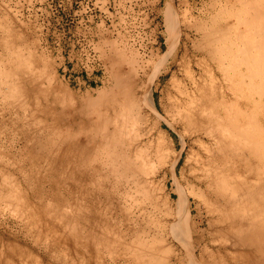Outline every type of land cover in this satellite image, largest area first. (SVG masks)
<instances>
[{
	"label": "rangeland",
	"instance_id": "1",
	"mask_svg": "<svg viewBox=\"0 0 264 264\" xmlns=\"http://www.w3.org/2000/svg\"><path fill=\"white\" fill-rule=\"evenodd\" d=\"M256 15L264 0H0V264H264V158L225 130L220 99L264 132V85L230 61L244 43L239 19Z\"/></svg>",
	"mask_w": 264,
	"mask_h": 264
},
{
	"label": "bare ground",
	"instance_id": "2",
	"mask_svg": "<svg viewBox=\"0 0 264 264\" xmlns=\"http://www.w3.org/2000/svg\"><path fill=\"white\" fill-rule=\"evenodd\" d=\"M249 2V1H248ZM254 2V1H253ZM263 2V1H262ZM246 3V2H245ZM261 3V2H260ZM241 4V3H240ZM247 4V3H246ZM262 4V3H261ZM250 5V4H249ZM247 6H248V4H247ZM225 10V9H224ZM242 10V9H241ZM247 10V9H246ZM255 11V10H254ZM242 12V11H241ZM246 13V12H245ZM258 14V13H257ZM240 16V15H239ZM247 16H248V13H247ZM263 16V15H262ZM256 17H257V19L258 20H254V21H252V20H248V19H246V18H244V17H241L239 20V22H240V26H243L245 29H241V27L239 26V32H238V34H239V36H241L242 34H243V36H244V43H243V46L242 47H239L238 48V50L235 52V57L233 56H230L231 58H230V61H231V63L234 65H237V66H239L240 64H242V65H245L249 70H248V76H246V77H248V79H250L251 81H249V84L250 85H252V86H254V87H256V80H260V82L262 83V85H264V18H263V21L261 20L262 18H259V17H261L260 15H256ZM238 22V21H237ZM168 23H169V26H171V17L169 16L168 17ZM239 25V24H238ZM209 26V25H208ZM229 27V26H228ZM251 27V30L249 29ZM172 28V27H171ZM198 28V27H197ZM170 30V29H169ZM170 32V31H169ZM200 32V31H199ZM197 33V32H196ZM227 33H229V32H227ZM214 34V33H213ZM210 35H211V33H210ZM225 35H226V33H225ZM219 35H213V39H216V37H218ZM227 36V35H226ZM243 36H241L242 38H243ZM173 37V36H172ZM229 37H230V35H229ZM169 38V37H168ZM237 38H238V35H237ZM220 39V38H219ZM236 40V39H235ZM230 42H231V40H230ZM243 42V41H242ZM241 42V43H242ZM203 44V43H202ZM210 44V43H209ZM216 44V43H215ZM173 45V44H172ZM216 46V45H215ZM232 47V46H231ZM227 48V47H226ZM183 49V48H182ZM186 50V49H185ZM194 50V49H193ZM235 50V49H234ZM211 51L212 52H210V53H217V55L219 54V55H221L222 57H224V58H227V56H229V55H231L232 53H231V50L229 49V47H228V49H224V48H221V47H216V48H214V49H211ZM233 52V51H232ZM190 54V53H189ZM197 54H198V52H197ZM161 56V55H160ZM197 56V55H196ZM166 57V56H165ZM223 58V59H224ZM220 59V58H219ZM181 60V59H180ZM205 60V59H204ZM215 59H213V61H214ZM216 60H217V58H216ZM182 61V60H181ZM218 61V60H217ZM222 61V60H221ZM227 61V60H226ZM155 62V61H154ZM163 62V61H162ZM183 62V61H182ZM185 62V61H184ZM215 62V61H214ZM177 63V62H176ZM180 63V62H179ZM186 63V62H185ZM198 63V62H197ZM228 63V62H227ZM139 64V63H138ZM162 64V63H161ZM203 64V63H202ZM207 64V63H206ZM134 65V64H133ZM132 65V66H133ZM144 65V64H143ZM154 65V64H153ZM181 65H182V63H181ZM187 65H188V62H187ZM198 65V64H197ZM199 65H200V63H199ZM225 66L224 67H222V66H219V70L221 69V71H222V73H223V70H225V69H227V67H229V68H231L230 66V64H224ZM235 65H234V67L233 68H235ZM241 65V66H242ZM138 66V65H137ZM150 66V65H149ZM191 66V65H190ZM162 67V66H161ZM184 67H185V65H184ZM208 67V66H207ZM143 68H144V66H143ZM206 68V67H205ZM133 70L135 69V67H133L132 68ZM137 69V68H136ZM204 69V68H203ZM215 69V68H214ZM140 70H141V68H140ZM184 70V69H183ZM207 70V69H206ZM216 70V69H215ZM203 71V70H202ZM207 71H209V70H207ZM231 71H233V70H231ZM243 71V70H242ZM241 71V72H242ZM135 72H137V71H135ZM148 72V71H147ZM174 72V71H173ZM184 72V71H183ZM189 72V71H188ZM195 72V71H194ZM193 72V73H194ZM204 72V71H203ZM225 72V71H224ZM232 74H234L233 72H231ZM243 73V72H242ZM34 74V73H33ZM32 74V75H33ZM40 74V73H39ZM39 74H38V76H39ZM174 74V73H173ZM180 74V73H179ZM190 74V73H189ZM209 74H211V80H213L214 78V76H215V74L216 73H214V71H213V69H211L210 70V73ZM208 74V75H209ZM228 74V73H227ZM238 73H236V75H237ZM241 74V73H240ZM138 75H139V73H138ZM188 75V74H187ZM193 75V74H192ZM199 76H200V74H198ZM225 74L223 73V76H224ZM18 76V75H17ZM133 76V75H132ZM191 76V75H190ZM227 76V75H226ZM229 76V75H228ZM228 76H227V78H228ZM232 76V75H231ZM240 76V75H239ZM33 77V76H32ZM115 77V76H114ZM113 77V78H114ZM121 77V76H120ZM119 77V78H120ZM134 77H135V75H134ZM194 77V76H193ZM209 77V76H208ZM39 78V77H38ZM52 78V77H51ZM210 78V77H209ZM232 78V77H231ZM115 79H116V77H115ZM189 79H190V77H189ZM225 79V78H224ZM223 79V80H224ZM237 79V78H236ZM204 80H206L205 78H204ZM204 80H202L203 82H204ZM215 81H217L216 80V78L214 79ZM232 80V79H231ZM239 80V79H238ZM116 81V80H115ZM120 81V80H119ZM192 81H193V79H192ZM196 81V80H195ZM200 81V80H199ZM201 81V82H202ZM214 81V82H215ZM241 81H243L242 79H241ZM245 81V80H244ZM118 82V81H117ZM206 82V81H205ZM40 83V82H39ZM116 83V82H115ZM185 83V82H184ZM223 83H224V81H223ZM236 83H238V82H236ZM239 83H240V81H239ZM239 83H238V85H239ZM245 83V82H244ZM118 84V83H117ZM180 84V83H179ZM193 84H195V82L194 83H192V85ZM211 84V83H210ZM213 84V83H212ZM229 84V83H228ZM242 84V83H241ZM8 85V84H7ZM42 85V84H41ZM152 85V84H151ZM181 85V84H180ZM180 85H179V87H180ZM197 85V84H196ZM195 85V86H196ZM234 85H235V83H234ZM245 85H247V84H245ZM257 85H259V84H257ZM35 86V85H34ZM43 86V85H42ZM183 86V85H182ZM211 86V85H210ZM210 86H207V87H210ZM213 86V85H212ZM215 86V85H214ZM233 86V85H232ZM260 86V85H259ZM3 87V86H2ZM121 87V86H120ZM147 87V86H146ZM153 87H154V85H153ZM153 87H152V89H153ZM222 87V86H221ZM220 87V88H221ZM258 87V86H257ZM262 87V86H261ZM16 88H18V87H16ZM122 88V87H121ZM139 88V87H138ZM214 88V87H213ZM215 88H216V86H215ZM228 88H230V86L228 87ZM8 89V88H7ZM38 89H39V87H38ZM145 89V88H144ZM157 89V88H156ZM210 89V88H209ZM226 89V88H225ZM242 89V88H241ZM240 89V90H241ZM244 89V88H243ZM143 90V89H142ZM154 90V89H153ZM153 90H151L150 92H149V94H148V100H149V102L153 105V106H156L155 105V100H154V92L155 91H153ZM178 90H181V89H178ZM211 90H213V89H211ZM231 90H233V89H231ZM238 91H239V87H238V89H237ZM259 89H257L256 91L257 92H259L258 91ZM262 90V89H261ZM144 91V90H143ZM181 91H183V90H181ZM186 91H188V90H186ZM214 91V90H213ZM229 92H230V89L228 90ZM249 91H251V89L249 90ZM263 91H264V89H263ZM39 92V91H38ZM183 92H185V90L183 91ZM182 92V93H183ZM189 92V91H188ZM192 92H193V90H192ZM217 92V91H216ZM220 92H221V90H220ZM18 93V92H17ZM21 94H22V92H20ZM61 93V92H60ZM145 93V92H144ZM178 93V92H177ZM180 94L181 96L184 94ZM206 93V92H205ZM211 94H212V96H214V94L212 93V92H210ZM226 93V92H225ZM231 93V92H230ZM243 93V92H242ZM261 93L262 94H264V92H262L261 91ZM260 92H259V95L261 94ZM24 94V93H23ZM68 94V93H67ZM138 95H139V93H137ZM193 94V93H192ZM195 94V93H194ZM239 94H241V93H239ZM244 94H246V93H244ZM14 95V94H13ZM27 95V94H26ZM34 95V94H33ZM144 95V94H143ZM221 95V94H220ZM223 95H224V93H223ZM21 96V95H20ZM45 96V95H44ZM61 96V95H60ZM71 96V95H70ZM124 96V95H123ZM133 96H135V95H133ZM132 96V97H133ZM140 97H141V95H139ZM186 98H188V95H184ZM183 96V97H184ZM216 96V95H215ZM227 95H224V96H222L220 99L222 100V99H224V100H222L223 102L221 103V105L223 106V107H221L222 108V110H221V113H223L224 115H225V119L228 121H226L227 122V124H228V127L226 126V128H225V130L227 129V130H229V128H230V131H234V132H236V133H238V135H240L241 136V138L243 137L244 139H245V141H246V143H248V147L250 148V149H256V152H258V157H260V159L261 158H264V132L262 133V128L258 125V121H257V119H254L255 117L253 116V115H246L247 117H245V118H243V117H240L241 119H243V122H244V125H241L240 123H238L237 121H238V119H237V121L235 120L236 118V115H234L233 117H231V112L230 111H232L231 110V108L233 107L234 108V105H233V103L236 101H234L233 102V100H231L232 102H230V100L229 101H227V97H226ZM234 96V95H233ZM244 96V95H243ZM246 96V95H245ZM35 97V96H34ZM33 97V98H34ZM41 97H42V100L44 101V99H43V95H41ZM125 97V96H124ZM128 97V96H127ZM126 97V98H127ZM138 97V96H137ZM191 96H189V98H190ZM194 97H195V95H194ZM229 97V96H228ZM263 96H261V98H262ZM38 98V97H37ZM126 98H124L125 99V102H126ZM193 98V97H192ZM191 98V99H192ZM196 98V97H195ZM212 98V97H211ZM233 98V97H232ZM231 98V99H232ZM124 99L122 100L123 102H124ZM138 99H139V97H138ZM137 99V100H138ZM142 99V98H141ZM144 99H147L146 97L144 98ZM175 99V98H174ZM184 99V98H183ZM194 99V98H193ZM192 99V100H193ZM209 99H210V97H209ZM209 99H208V101H209ZM213 99H214V97H213ZM213 99L211 100V101H213ZM219 99V100H220ZM229 99V98H228ZM247 99V98H246ZM34 100V99H33ZM136 100V101H137ZM177 100V99H176ZM187 100V99H186ZM189 100V99H188ZM220 100V101H221ZM24 101V100H23ZM42 101V102H43ZM127 101H129V99L127 100ZM136 101H133L132 100V102L134 103V104H136L137 105V103H136ZM139 101H140V99H139ZM145 101H147V100H145ZM179 100H177V102H178ZM241 101V100H240ZM65 102V101H64ZM125 102H124V104H125ZM131 101H130V107H132L133 106V103H132ZM138 102V101H137ZM175 102V101H174ZM189 102V101H188ZM195 102V101H194ZM197 102H199V101H197ZM24 102H22V104H23ZM97 103V102H96ZM147 103H148V101H147ZM179 103V102H178ZM182 103V102H181ZM191 102H189V104H190ZM206 103V102H205ZM214 104H215V101L213 102ZM218 103H220L219 101H218ZM243 103V102H242ZM51 104V103H50ZM59 104V103H58ZM62 104V103H61ZM74 104H76V103H74ZM123 104V105H124ZM132 104V105H131ZM138 104H139V106H142L141 104H140V102H138ZM202 104H203V102H202ZM236 104V103H235ZM251 104V103H250ZM14 105V104H13ZM20 105H21V103H20ZM41 104H39L38 106H40ZM150 105V104H149ZM151 105V106H152ZM191 105H192V103H191ZM201 105V104H200ZM200 105H199V107H200ZM217 105V104H216ZM23 106V105H22ZM120 106V105H119ZM138 106V105H137ZM136 106V107H137ZM152 106V107H153ZM178 106V105H177ZM176 106V107H177ZM179 106H180V104H179ZM178 106V107H179ZM192 106H194V104L192 105ZM108 107H109V105H108ZM123 107H125V106H123ZM126 107L128 108L129 106H127V104H126ZM129 107V108H130ZM135 107V106H134ZM189 107H191V106H189ZM197 107V106H196ZM195 107V108H196ZM36 109H37V107H35ZM41 108H42V106H41ZM126 108V109H127ZM139 108H141V107H139ZM154 108V107H153ZM182 108V107H181ZM244 108H246V107H244ZM25 109V108H24ZM23 109V110H24ZM73 109V108H72ZM120 109V108H119ZM125 108H123V110H124ZM132 109V108H131ZM134 109V108H133ZM150 109V108H149ZM170 109V108H169ZM171 109H173V108H171ZM185 109H186V107H185ZM192 109H194L193 107H192ZM191 109V110H192ZM199 109V108H198ZM215 109V108H214ZM214 109H213V112H214ZM235 109V108H234ZM249 109V108H248ZM23 110H21V111H23ZM25 110H27V109H25ZM130 110V109H129ZM128 110V111H129ZM135 110V109H134ZM137 110H139L138 109V107H137ZM136 110V111H137ZM157 110V109H156ZM176 110V109H175ZM179 110V109H178ZM197 110V109H196ZM201 110V109H200ZM236 110H237V108H236ZM29 111V110H28ZM48 111H49V109H48ZM128 111H127V113H128ZM133 111V110H132ZM172 111V110H171ZM180 111H181V109H180ZM180 111H178L179 113H181ZM184 111V110H183ZM202 111L204 112L205 110H203L202 109ZM201 111V112H202ZM206 111H209L208 109L206 110ZM218 110H216L215 111V114H216V112H217ZM239 110H237V112H238ZM241 111V110H240ZM140 112V111H139ZM167 112V111H166ZM165 112V113H166ZM202 112V114H204V113H206V112H204L203 113ZM230 112V113H229ZM26 113V112H25ZM38 113V112H37ZM50 113V112H49ZM114 113V112H113ZM126 113V114H127ZM130 113H131V111H130ZM130 113H128V115H130ZM135 111H134V115H135ZM159 113V112H158ZM175 113V112H174ZM199 113V112H198ZM210 113H211V110H210ZM208 114V112H207V114L210 116V115H215L214 113L212 114ZM218 113V112H217ZM24 114V113H23ZM124 114V113H123ZM132 114V113H131ZM137 114V113H136ZM169 114V113H168ZM171 114H172V112H171ZM182 114V113H181ZM201 114V115H202ZM207 114H205V115H207ZM236 114V113H235ZM238 114V113H237ZM29 115H30V113H29ZM51 115V114H50ZM138 115V114H137ZM136 115V116H137ZM145 115V114H144ZM143 115V116H144ZM149 115H151V114H149ZM173 115V114H172ZM183 115H185L184 113H183ZM208 115H207V117H208ZM217 115H219V114H216V116ZM38 116V115H37ZM47 116H49V115H47ZM147 116V115H146ZM145 116V117H146ZM181 116V115H180ZM216 116L214 117V118H216ZM245 116V115H244ZM41 117V116H40ZM106 117V116H105ZM134 117V116H133ZM132 117V118H133ZM162 117V116H161ZM175 117V116H174ZM189 117V116H188ZM194 117V116H193ZM205 117V116H204ZM206 117V118H207ZM213 117V116H212ZM218 117V116H217ZM221 117H223V116H221ZM23 118V117H22ZM34 118V117H33ZM107 118V117H106ZM105 118V119H106ZM114 118V117H113ZM135 118V117H134ZM138 118V117H137ZM182 118V117H181ZM203 118V117H202ZM140 119V118H139ZM143 119V118H142ZM146 119H147V117H146ZM155 119V118H154ZM168 119V118H167ZM175 119V118H174ZM183 119V118H182ZM220 119H222V118H220ZM41 120V119H40ZM54 120V119H53ZM57 120V119H56ZM134 120H137V119H134ZM172 120V119H171ZM178 120V119H177ZM179 120H181V119H179ZM187 120V119H186ZM185 120V121H186ZM196 120V119H195ZM202 120V119H201ZM201 120H200V122H201ZM80 121V120H79ZM78 121V122H79ZM141 121H143V120H141ZM144 121H146V120H144ZM143 121V122H144ZM184 121V122H185ZM203 121V120H202ZM210 121H212V120H210ZM216 121H218V120H216ZM220 121H222V122H224L223 121V119L222 120H220ZM28 122V121H27ZM34 122H36V121H34ZM42 122V121H41ZM47 122V121H46ZM82 122H84V121H82ZM93 122V121H92ZM106 122H107V120H106ZM119 122H121V121H119ZM124 122V121H123ZM122 122V123H123ZM147 122V121H146ZM174 122H175V120H174ZM183 122V123H184ZM196 122V121H195ZM245 122H246V124H245ZM259 122H260V120H259ZM6 123V122H5ZM56 123V122H55ZM58 123V122H57ZM112 123H113V121H112ZM111 123V124H112ZM135 123H136V121H135ZM138 123V122H137ZM136 123V124H137ZM142 123V122H141ZM156 123V122H155ZM176 123H178V122H176ZM191 123V122H190ZM217 123V122H216ZM35 124V123H34ZM41 124H43V123H41ZM124 124H127V123H124ZM132 124V123H131ZM139 124V123H138ZM196 124V123H195ZM194 124V125H195ZM203 124V123H202ZM212 124V123H211ZM222 124V123H221ZM262 124H263V122H262ZM35 125H37V124H35ZM87 125V124H86ZM112 125H115L114 123L112 124ZM118 124L116 123V126H117ZM129 125V124H128ZM146 125V124H145ZM151 125V124H150ZM176 125V124H175ZM193 125V124H192ZM194 125H193V129L191 130V129H189L191 132L195 129L194 128ZM204 125H206V124H204ZM210 125V124H209ZM245 125H246V127H245ZM27 126V125H26ZM66 126V125H65ZM106 126V125H105ZM242 126H244V128H242ZM31 127V126H30ZM44 127V126H43ZM125 127H126V125H125ZM124 127V128H125ZM143 127H144V125H143ZM149 128H150V126H148ZM156 127V126H155ZM162 127V126H161ZM179 127V126H178ZM188 127V126H187ZM196 127H197V124H196ZM198 127H201V126H198ZM203 127H205V126H203ZM210 127V126H209ZM208 127V128H209ZM248 127V128H247ZM37 128V127H36ZM68 128H69V126H68ZM79 128V127H78ZM94 127H92V129H93ZM117 128V127H116ZM123 128V129H124ZM151 128H152V126H151ZM189 128H191V127H189ZM206 128V127H205ZM208 128H206V129H208ZM211 128H213V126H211L210 127V129ZM219 128V127H218ZM247 128V129H246ZM39 129V128H38ZM42 129V128H41ZM55 129V128H54ZM71 129V128H70ZM114 129V128H113ZM118 129V128H117ZM134 129V128H133ZM140 129V128H139ZM139 129H138V131H139ZM148 129V128H147ZM202 129V128H201ZM204 129V128H203ZM210 129L209 130H207V132H206V134H207V136H208V134H209V136H212V131H210ZM214 129H216L215 128V125H214ZM40 130V129H39ZM105 130H106V128H105ZM128 130V129H127ZM130 130H132V129H130ZM129 130V131H130ZM157 130H159V129H157ZM212 130V129H211ZM247 130H248V133H247ZM54 131V130H53ZM142 131V130H141ZM144 131H146V130H144ZM149 131H151V130H149ZM152 131H153V129H152ZM179 131V130H178ZM183 131H184V129H183ZM189 131V132H190ZM202 131V130H201ZM209 131H210V133H209ZM215 130H213V132H214ZM216 131H219V130H216ZM221 131V130H220ZM30 132V131H29ZM50 132V131H49ZM61 132V131H60ZM112 132V131H111ZM128 132V131H127ZM135 132H137V131H135ZM198 132H200V131H198ZM197 132V133H198ZM203 132H205L204 130H203ZM202 132V133H203ZM233 132V133H234ZM247 134H246V133ZM31 133V132H30ZM34 133V132H33ZM43 133V132H42ZM54 133V132H53ZM63 133V132H62ZM79 133V132H78ZM119 132H117V134H118ZM133 133H134V131H133ZM146 133V132H145ZM148 133V132H147ZM146 133V134H147ZM182 133V132H181ZM195 133V132H194ZM224 133V132H223ZM225 133H228V131H226ZM15 134V133H14ZM131 132H130V136H131ZM137 134V133H136ZM135 134V135H136ZM144 134V133H143ZM146 134H144V136H146ZM149 134V133H148ZM157 134H159L158 132H157ZM184 134H186V133H184ZM184 134H182V135H184ZM191 134V133H190ZM204 134V133H203ZM66 135V134H65ZM123 135V134H122ZM129 135V134H128ZM141 135V134H140ZM162 135V134H161ZM189 135V134H188ZM193 135V134H192ZM201 135V134H200ZM215 135V134H214ZM224 136H225V134H223ZM228 135V134H227ZM41 136V135H40ZM39 136V137H40ZM100 136V135H99ZM125 136V135H124ZM130 136H128V138L130 139L131 137ZM136 136H138L139 137V133H138V135H136ZM153 136V135H152ZM197 136V135H196ZM206 136V135H205ZM223 136V137H224ZM55 137V136H54ZM126 137V136H125ZM124 137V138H125ZM143 137V136H142ZM157 137H158V135H157ZM184 137V136H183ZM192 137V136H191ZM203 137H204V135H203ZM230 137V136H229ZM23 138V137H22ZM57 138V137H56ZM116 138V137H115ZM127 138V137H126ZM125 138V139H126ZM127 138V139H128ZM145 138V137H144ZM156 138V137H155ZM164 138V137H163ZM194 138V137H193ZM196 138V137H195ZM207 139H208V137H206ZM211 138V137H210ZM212 138H213V136H212ZM211 138V139H212ZM225 138V137H224ZM128 139V140H129ZM140 139V138H139ZM156 139H158V138H156ZM199 139V138H198ZM226 139H228V137L226 136ZM65 140V139H64ZM75 140V139H74ZM116 140H117V138H116ZM121 138H120V142H121ZM161 140V139H160ZM195 140V139H194ZM200 140H202L201 138H200ZM200 140H199V142H200ZM204 140V139H203ZM215 140V139H214ZM40 141V140H39ZM93 141V140H92ZM111 141V140H110ZM119 141V140H118ZM150 141V140H149ZM191 141H193V140H191ZM233 141V140H232ZM244 141V142H245ZM34 142H35V140H34ZM117 142V141H116ZM130 142V141H129ZM144 142V141H143ZM164 142H165V140H164ZM163 142V143H164ZM198 142V143H199ZM38 143V142H37ZM50 143V142H49ZM63 143V142H62ZM119 143V142H118ZM122 144L124 143V142H121ZM142 143V142H141ZM150 143H151V141H150ZM156 143V142H155ZM166 143V142H165ZM197 143V144H198ZM211 143V142H210ZM213 143H214V141H213ZM217 143V142H216ZM40 144H42V142L40 143ZM131 144V143H130ZM152 144V143H151ZM223 144H225V143H223ZM106 145V144H105ZM165 145V144H164ZM163 145V146H164ZM208 145V144H207ZM213 145V144H212ZM59 146V145H58ZM82 146H83V144H82ZM119 146V145H118ZM142 146V145H141ZM154 146V145H153ZM157 146V145H156ZM156 146H154V147H156ZM189 147H190V145H188ZM198 146V145H197ZM65 147V146H64ZM123 147H124V145H123ZM146 149H148L146 146H144ZM150 147V146H149ZM225 147V146H224ZM227 147V146H226ZM225 147V148H226ZM232 147V146H231ZM75 148V147H74ZM114 148V147H113ZM128 148H130V147H128ZM127 148V149H128ZM222 148V147H221ZM68 149V148H67ZM126 149V148H125ZM142 149H144L143 147H142ZM165 149V148H164ZM201 149H203V148H201ZM200 149V150H201ZM218 149V148H217ZM231 149V148H230ZM76 150H77V148H76ZM80 149H78V151H79ZM85 150V149H84ZM87 150V149H86ZM112 150H114V149H112ZM117 150V149H116ZM152 150H154V149H152ZM194 150V149H193ZM225 150V149H224ZM83 151V150H82ZM122 151V150H121ZM124 151V150H123ZM128 151V150H127ZM141 151V150H140ZM145 151V150H144ZM170 151V150H169ZM215 151H216V149H215ZM214 151V152H215ZM253 151V150H252ZM62 152V151H61ZM64 152V151H63ZM77 152V151H76ZM81 152V151H80ZM92 152V151H91ZM130 152V151H129ZM133 152V151H132ZM137 152V151H136ZM167 152V151H166ZM172 152V151H171ZM197 152V151H196ZM235 152H236V150H235ZM241 152V151H240ZM143 153V152H142ZM197 153H199V152H197ZM212 153V152H211ZM55 154V153H54ZM69 154V153H68ZM67 154V155H68ZM72 154V153H71ZM78 154V153H77ZM101 154V153H100ZM120 154V153H119ZM157 154V153H156ZM168 154V153H167ZM165 155V156H168V155ZM214 154H216V153H214ZM219 154V153H218ZM50 155V154H49ZM62 155H63V153H62ZM66 155V156H67ZM121 155V154H120ZM124 155V154H123ZM135 155V154H134ZM133 155V156H134ZM142 155H144V154H142ZM199 156H200V154H198ZM76 156H78V155H76ZM83 156H84V153H83ZM98 156V155H97ZM117 156V155H116ZM130 156V155H129ZM159 156V155H158ZM172 156H173V154H172ZM212 156H214V155H212ZM211 156V157H212ZM220 156V155H219ZM53 157V156H52ZM71 157H72V155H71ZM80 157V156H79ZM118 157V156H117ZM124 157V156H123ZM123 157H121L122 159H123ZM235 157V156H234ZM239 157V156H238ZM257 157V156H256ZM66 158V157H65ZM64 158V159H65ZM115 158V157H114ZM138 158V157H137ZM149 158V157H148ZM153 158V157H152ZM165 158V157H164ZM206 158V157H205ZM204 158V159H205ZM233 158V157H232ZM88 159V158H87ZM129 159V158H128ZM136 159V158H135ZM169 159V158H168ZM224 159V158H223ZM240 159H241V157H240ZM239 159V160H240ZM69 160V159H68ZM83 160H85V159H83ZM108 160V159H107ZM115 160V159H114ZM124 160V159H123ZM137 160V159H136ZM161 160H162V158H161ZM177 160V159H176ZM198 160V159H197ZM220 160V159H219ZM233 160V159H232ZM263 160V159H262ZM261 160V161H262ZM63 161V160H62ZM82 161V160H81ZM121 161V160H120ZM135 161V160H134ZM148 161V160H147ZM163 161V160H162ZM168 161V160H167ZM207 160H205V162H206ZM224 161V160H223ZM244 161H245V159H244ZM264 161V160H263ZM263 161H262V163H263ZM145 162H146V160H145ZM216 162V161H215ZM248 162V161H247ZM246 162V163H247ZM123 163V162H122ZM129 163V162H128ZM140 163V162H139ZM162 163V162H161ZM163 163H164V161H163ZM166 163V162H165ZM169 163V162H168ZM196 163V162H195ZM203 163V162H202ZM224 163V162H223ZM230 163V162H229ZM118 164H120L119 162H118ZM149 164V163H148ZM158 164H159V162H158ZM206 164V163H205ZM208 164V163H207ZM226 164V163H225ZM243 164V163H242ZM113 165V164H112ZM114 165H116V164H114ZM135 165V164H134ZM139 165V164H138ZM161 165V164H160ZM160 165H158L159 167H160ZM197 165V164H196ZM118 166V165H117ZM123 167V166H122ZM124 167H125V165H124ZM136 168H137V165L135 166ZM134 167V168H135ZM161 167H163V166H161ZM160 167V168H161ZM218 167V166H217ZM245 167V166H244ZM133 168V169H134ZM140 168V167H139ZM193 168V167H192ZM234 168V167H233ZM255 168H257L256 166H255ZM132 169V168H131ZM194 169V168H193ZM197 169V168H196ZM203 169H205V168H203ZM215 169V168H214ZM72 170V169H71ZM139 170V169H138ZM138 170H137V172H138ZM158 170V169H157ZM213 170V169H212ZM79 171V170H78ZM125 171V170H124ZM127 171V170H126ZM130 171H132V170H130ZM142 171H144V169L142 170ZM150 171V170H149ZM207 171V170H206ZM229 171V170H228ZM247 171V170H246ZM110 172V171H109ZM115 172V171H114ZM136 172V171H135ZM147 172V171H146ZM156 172V171H155ZM196 172V171H195ZM91 173V172H90ZM99 173V172H98ZM132 173V172H131ZM140 173H141V170H140ZM202 173V172H201ZM72 174V173H71ZM126 174V173H125ZM133 174V173H132ZM75 175V174H74ZM118 175H120V174H118ZM127 175V174H126ZM134 175H136V174H134ZM138 175V174H137ZM141 175V174H140ZM143 175H145V174H143ZM147 175V174H146ZM155 175V174H154ZM71 176V175H70ZM77 176V175H76ZM97 176V175H96ZM142 176V175H141ZM198 176V175H197ZM196 176V177H197ZM224 176V175H223ZM100 177V176H99ZM126 177V176H125ZM149 177V176H148ZM258 177V176H257ZM260 177V176H259ZM262 177V176H261ZM77 178V177H76ZM134 178V177H133ZM137 178V177H136ZM194 178V177H193ZM200 178H201V176H200ZM213 178V177H212ZM221 178H222V176H221ZM138 179V178H137ZM140 179V178H139ZM142 179H143V177H142ZM198 179V178H197ZM246 179V178H245ZM127 180V179H126ZM133 180V179H132ZM230 180V179H229ZM233 180H234V178H233ZM250 180H252V179H250ZM135 181V180H134ZM141 181V180H140ZM139 181V182H140ZM151 181V180H150ZM208 181V180H207ZM245 181V180H244ZM247 181V180H246ZM132 182V181H131ZM145 182H148L147 180H145ZM144 182V183H145ZM214 182V181H213ZM256 182V181H255ZM126 183H127V181H126ZM149 183V182H148ZM212 183V180L210 181V183H208L209 185H208V187H209V190H210V188L212 189V187H213V184H211ZM235 183V182H234ZM258 183V182H257ZM260 183V182H259ZM132 184V183H131ZM137 184V183H136ZM147 184V183H146ZM150 184V183H149ZM152 184V183H151ZM229 184V183H228ZM227 184V185H228ZM232 184V183H231ZM238 184H242V183H239L238 182ZM253 184H255V183H253ZM126 185V184H125ZM142 185L144 186V184L142 183ZM204 185V184H203ZM216 185V184H215ZM214 185V186H215ZM257 185V184H256ZM256 185H253V186H256ZM260 186H261V184H259ZM133 186V185H132ZM258 186V185H257ZM260 186H258V188H260L261 189V187ZM234 187V186H233ZM237 187V186H236ZM263 187V186H262ZM132 188V187H131ZM130 188V189H131ZM201 188V187H200ZM214 188V187H213ZM251 188H252V190H253V187H252V184H251ZM251 188H250V186H249V189L251 190ZM257 188V187H256ZM143 189L144 190H147V189H145V188H142V191H143ZM153 189V188H152ZM208 189V188H207ZM233 189V188H232ZM259 189V190H260ZM251 190V191H252ZM255 190H257V189H255ZM262 190V189H261ZM260 190V191H261ZM197 191V190H196ZM221 191V190H220ZM219 190L218 191H216V193L218 192V194H219V192H220ZM247 191V190H246ZM246 191H245V193H246ZM250 191V192H251ZM258 191V190H257ZM256 191V192H257ZM263 191V190H262ZM135 192V191H134ZM146 192V191H145ZM200 192H202V190L200 191ZM232 192V191H231ZM252 192H255V191H252ZM251 192V193H252ZM122 193V192H121ZM132 193V192H131ZM144 193V192H143ZM142 192H141V194H143ZM147 193V192H146ZM169 193V192H168ZM194 193H195V191H194ZM197 193V192H196ZM225 193V192H224ZM223 193V194H224ZM228 193V192H227ZM250 193V194H251ZM92 194V193H91ZM138 194V193H137ZM149 194V193H148ZM199 194V193H198ZM201 194V193H200ZM204 194V193H203ZM240 194V193H239ZM249 194V193H248ZM260 194V193H259ZM123 195V194H122ZM132 195V194H131ZM140 195V194H139ZM155 195V194H154ZM171 195V194H170ZM205 195V194H204ZM225 195V194H224ZM242 195H244V194H242ZM253 195V194H252ZM261 195V194H260ZM141 196V195H140ZM146 196V195H145ZM151 196V195H150ZM157 196V195H156ZM168 196V195H167ZM195 196V195H194ZM228 196V195H227ZM255 196V195H254ZM259 196V195H258ZM257 196V197H258ZM262 196V195H261ZM202 197V196H201ZM230 197V196H229ZM242 197V196H241ZM245 197V196H244ZM243 197V198H244ZM144 198V197H143ZM147 198V197H146ZM158 198V197H157ZM167 198V197H166ZM165 198V199H166ZM180 198H182V197H180ZM203 198V197H202ZM205 198V197H204ZM216 198H217V196H216ZM240 198V197H239ZM238 198V199H239ZM251 198V197H250ZM126 199H127V197H126ZM168 199V198H167ZM236 199V198H235ZM241 199V198H240ZM264 199V198H263ZM125 200V199H124ZM135 200V199H134ZM144 200H146V199H144ZM147 200H150V199H147ZM224 200V199H223ZM253 200H255V198H253ZM256 200H257V198H256ZM255 200V201H256ZM262 200V199H261ZM261 200H260V202H261ZM127 201V200H126ZM151 201V200H150ZM159 201V200H158ZM163 201H165V200H163ZM226 201V200H225ZM231 201V200H230ZM229 201V202H230ZM236 201V200H235ZM258 201H259V199H258ZM141 202V201H140ZM146 202V201H145ZM159 202H161V201H159ZM166 202V201H165ZM196 202H199V201H196ZM203 202V201H202ZM207 202V201H206ZM240 202H241V200H240ZM251 202V201H250ZM127 203V202H126ZM139 203V202H138ZM149 203H151V202H149ZM170 203V202H169ZM226 203H228L227 201H226ZM157 204V203H156ZM198 204V203H197ZM203 204V203H202ZM201 204V205H202ZM204 204H206V203H204ZM250 204V203H249ZM254 204V203H253ZM257 204V203H256ZM261 204H263V203H261ZM260 204V205H261ZM147 205V204H146ZM145 205V206H146ZM151 205V204H150ZM207 205V204H206ZM209 205V204H208ZM220 205H222V204H220ZM226 205V204H225ZM238 205V204H237ZM240 205H242V204H240ZM248 205V204H247ZM259 205V204H258ZM141 206V205H140ZM149 206V205H148ZM153 206V205H152ZM214 206V205H213ZM263 206V205H262ZM133 207V206H132ZM163 207V206H162ZM168 207V206H167ZM198 207V206H197ZM220 207V206H219ZM233 207H235V205L234 206H232V209H234ZM240 207V206H239ZM264 207V206H263ZM136 208V207H135ZM157 208V207H156ZM160 209H161V207H159ZM169 208V207H168ZM213 208V207H212ZM211 208V209H212ZM250 208V207H249ZM248 208V209H249ZM252 208V207H251ZM253 208H254V206H253ZM128 209V208H127ZM138 209H139V206H138ZM163 209H164V207H163ZM171 209H172V207H171ZM198 209V208H197ZM226 209V208H225ZM236 209V208H235ZM261 208H259L258 210H260ZM128 210H130V208L128 209ZM137 210V209H136ZM153 210H154V208H153ZM167 210H170V209H167ZM206 210V209H205ZM214 210V209H213ZM221 210V209H220ZM224 210V209H223ZM242 210V209H241ZM249 210H252V209H249ZM258 210H256V211H258ZM124 211V210H123ZM143 212L144 213V211L143 210H140V212ZM164 211V210H163ZM228 211V210H227ZM232 211V210H231ZM262 211V210H261ZM264 211V210H263ZM262 211V212H263ZM124 212H126V211H124ZM130 212V211H129ZM128 212V213H129ZM152 212V211H151ZM173 212V211H172ZM229 212H230V210H229ZM237 212V211H236ZM246 212H248V211H246ZM259 212V211H258ZM127 213V212H126ZM125 213V214H126ZM127 213V214H128ZM139 213V212H138ZM223 213V212H222ZM221 213V214H222ZM234 213V212H233ZM131 214H132V212H131ZM134 214V213H133ZM151 214V213H150ZM173 214V213H172ZM205 214V213H204ZM209 214V213H208ZM221 214H219V215H221ZM237 214H238V212H237ZM144 215V214H143ZM165 215H168V214H165ZM171 215V214H170ZM169 215V216H170ZM207 215V214H206ZM230 215V214H229ZM242 215V214H241ZM252 215V214H251ZM259 215V214H258ZM132 216V215H131ZM183 216V215H182ZM223 216V215H222ZM233 216V215H232ZM236 216V215H235ZM250 216V215H249ZM253 216H255V214L253 215ZM257 216V215H256ZM149 217V216H148ZM167 217V216H166ZM188 217H189V215H188ZM212 217V216H211ZM229 217V216H228ZM237 217V216H236ZM242 217V216H241ZM252 217V216H251ZM262 217V216H261ZM129 217H127V219H128ZM171 218V217H170ZM238 218H240V216L238 217ZM147 219V218H146ZM172 219V218H171ZM186 219V218H185ZM185 219H184V221H185ZM223 219H225V218H223ZM230 219V218H229ZM234 219V218H233ZM245 219V218H244ZM243 219V220H244ZM255 219V218H254ZM261 219V218H260ZM260 219H259V222H260ZM264 219V218H263ZM130 220V219H129ZM167 220V219H166ZM215 220V219H214ZM218 220V219H217ZM220 220V219H219ZM226 220V219H225ZM239 220V219H238ZM242 220V219H241ZM262 220V219H261ZM136 222V221H135ZM139 222V221H138ZM142 222V221H141ZM143 222H144V220H143ZM142 222V223H143ZM173 222V221H172ZM186 222V221H185ZM188 222V221H187ZM192 222V221H191ZM200 222V221H199ZM250 222V221H249ZM252 222V221H251ZM133 223H134V221H133ZM193 223V222H192ZM196 223V222H195ZM212 223V222H211ZM222 223V222H221ZM238 223V222H237ZM256 223H257V219H256ZM263 223V222H262ZM261 223V224H262ZM183 225H182V227L184 228V226H185V223H182ZM234 224V223H233ZM250 224V223H249ZM252 224V223H251ZM212 225V224H211ZM260 225V224H259ZM196 227V226H195ZM194 227V228H195ZM210 227V226H209ZM251 227V226H250ZM256 227V226H255ZM262 227V226H261ZM185 228H186V226H185ZM185 228L183 229V231L185 230ZM218 228V227H217ZM238 228V227H237ZM251 228H253V227H251ZM200 230V229H199ZM250 230V229H249ZM253 230V229H252ZM248 231V230H247ZM196 232V231H195ZM254 232H255V230H254ZM198 233V232H197ZM141 234V233H140ZM249 234V233H248ZM256 234V233H255ZM218 235H220V234H218ZM218 235H217V238H218ZM229 235V234H228ZM245 235V234H244ZM254 235V234H253ZM140 236L141 235H139V238H140ZM227 236V235H226ZM247 236V235H246ZM202 237V236H201ZM222 237V236H221ZM230 237H231V235H230ZM239 237V236H238ZM142 238H144V237H142ZM214 238V237H213ZM245 238V237H244ZM239 239V238H238ZM243 239V238H242ZM185 240V239H184ZM199 240V239H198ZM217 240V239H216ZM141 241V240H140ZM194 241V240H193ZM252 241V240H251ZM190 242V241H189ZM223 242V241H222ZM191 243V242H190ZM234 243V242H233ZM250 243V242H249ZM152 245V244H151ZM246 245V244H245ZM201 246V245H200ZM145 247V246H144ZM152 247V246H151ZM192 247V246H191ZM187 248H189V247H187ZM153 249V248H152ZM151 249V250H152ZM145 250H146V248H145ZM194 250V249H193ZM195 251V250H194ZM201 251V250H200ZM202 251H203V249H202ZM149 252V251H148ZM173 252H174V250H173ZM155 253V252H154ZM163 253V252H162ZM200 253V252H199ZM147 254V253H146ZM151 256H152V254H150ZM147 256H149V255H147Z\"/></svg>",
	"mask_w": 264,
	"mask_h": 264
}]
</instances>
